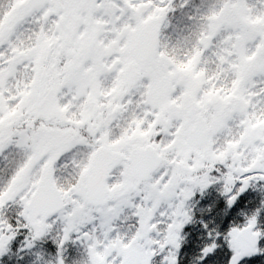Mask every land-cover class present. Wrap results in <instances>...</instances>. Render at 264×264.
<instances>
[{
	"label": "snow or ice",
	"instance_id": "snow-or-ice-1",
	"mask_svg": "<svg viewBox=\"0 0 264 264\" xmlns=\"http://www.w3.org/2000/svg\"><path fill=\"white\" fill-rule=\"evenodd\" d=\"M0 264H264V0H0Z\"/></svg>",
	"mask_w": 264,
	"mask_h": 264
}]
</instances>
